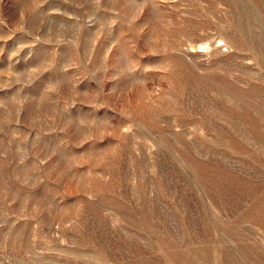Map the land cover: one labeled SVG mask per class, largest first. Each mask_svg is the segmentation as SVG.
I'll use <instances>...</instances> for the list:
<instances>
[{"label": "rangeland", "instance_id": "obj_1", "mask_svg": "<svg viewBox=\"0 0 264 264\" xmlns=\"http://www.w3.org/2000/svg\"><path fill=\"white\" fill-rule=\"evenodd\" d=\"M0 264H264V0H0Z\"/></svg>", "mask_w": 264, "mask_h": 264}]
</instances>
